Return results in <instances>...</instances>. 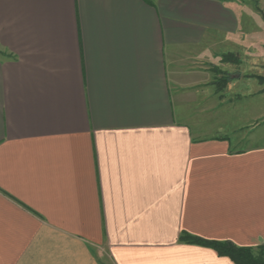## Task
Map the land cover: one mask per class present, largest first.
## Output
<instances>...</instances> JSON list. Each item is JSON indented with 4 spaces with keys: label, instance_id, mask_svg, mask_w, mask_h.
I'll use <instances>...</instances> for the list:
<instances>
[{
    "label": "crops",
    "instance_id": "1",
    "mask_svg": "<svg viewBox=\"0 0 264 264\" xmlns=\"http://www.w3.org/2000/svg\"><path fill=\"white\" fill-rule=\"evenodd\" d=\"M253 11L0 0V264H234L182 235L264 249V96L222 63L253 60Z\"/></svg>",
    "mask_w": 264,
    "mask_h": 264
},
{
    "label": "rangeland",
    "instance_id": "2",
    "mask_svg": "<svg viewBox=\"0 0 264 264\" xmlns=\"http://www.w3.org/2000/svg\"><path fill=\"white\" fill-rule=\"evenodd\" d=\"M243 1L247 3L251 2L253 6V10H254L252 27H251L253 28L251 29L252 31L251 37L253 39V45H252L253 49L251 50V52L254 53L253 54L254 57L252 61L243 60V57L239 56L241 53L244 52V49H241L240 53L238 51V54H235V53L233 54V55H236L235 58L237 60V62L234 63L235 64L234 68H236V70H238L239 73L240 71H244L245 69H250L252 71L251 72L252 75H249L250 77L248 78H251L253 81L254 98L252 101H253V104H255L257 103L256 99L260 101V96L262 93L264 96V20L261 15V12L264 14V0H243ZM255 56H258V57H255ZM222 63L227 64L228 62H224L222 60ZM210 68L212 69L215 67L211 66ZM207 115L208 114L203 113L202 116L199 115L197 116V118L207 119L208 118Z\"/></svg>",
    "mask_w": 264,
    "mask_h": 264
},
{
    "label": "trees",
    "instance_id": "3",
    "mask_svg": "<svg viewBox=\"0 0 264 264\" xmlns=\"http://www.w3.org/2000/svg\"><path fill=\"white\" fill-rule=\"evenodd\" d=\"M222 60L230 63L237 62L235 56L232 54L224 55ZM213 70L221 74V78L216 80V84H225L230 80V76L226 72H222L217 68H213ZM181 240L210 247L220 256H228L234 264H264V249L255 252L249 247H238L229 242L207 241L190 235H182Z\"/></svg>",
    "mask_w": 264,
    "mask_h": 264
},
{
    "label": "water",
    "instance_id": "4",
    "mask_svg": "<svg viewBox=\"0 0 264 264\" xmlns=\"http://www.w3.org/2000/svg\"><path fill=\"white\" fill-rule=\"evenodd\" d=\"M261 15H262V18H263V20H264V14L261 12Z\"/></svg>",
    "mask_w": 264,
    "mask_h": 264
}]
</instances>
